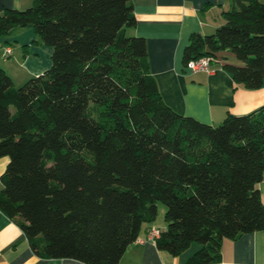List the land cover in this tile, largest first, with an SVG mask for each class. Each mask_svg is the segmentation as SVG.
I'll return each mask as SVG.
<instances>
[{"label": "trees", "instance_id": "obj_1", "mask_svg": "<svg viewBox=\"0 0 264 264\" xmlns=\"http://www.w3.org/2000/svg\"><path fill=\"white\" fill-rule=\"evenodd\" d=\"M212 33H192L182 64L229 50L244 88L264 81V0H230ZM131 0L0 6V36L31 26L51 64L16 86L0 67V211L42 258L118 264L165 205L155 243L183 264H216L223 238L264 230V105L212 125L162 99L146 41L127 35ZM224 58V57H222Z\"/></svg>", "mask_w": 264, "mask_h": 264}, {"label": "crops", "instance_id": "obj_2", "mask_svg": "<svg viewBox=\"0 0 264 264\" xmlns=\"http://www.w3.org/2000/svg\"><path fill=\"white\" fill-rule=\"evenodd\" d=\"M33 0H0L1 7L25 9ZM135 24L127 35L146 41L148 65L164 102L176 112L208 124L228 115L248 114L264 105V81L248 89L234 82L215 57L211 69L193 72L182 64V52L192 33L209 34L223 23L222 12L230 0H131ZM16 42V46L12 44ZM8 46L11 53L3 57ZM2 49V50H1ZM52 48L42 43L31 26L11 27L0 36V67L14 80L42 73L51 64ZM11 56V60L8 57ZM8 161L0 157V174ZM264 204V175L256 184ZM2 184L0 183V189ZM164 207L157 205L154 221L143 222L134 241L127 245L118 264H183L200 244L191 243L177 255L159 249L146 239L151 227L165 228ZM0 264H87L72 258H42L34 254L21 228L0 211ZM216 264H264V230L223 238Z\"/></svg>", "mask_w": 264, "mask_h": 264}, {"label": "built area", "instance_id": "obj_3", "mask_svg": "<svg viewBox=\"0 0 264 264\" xmlns=\"http://www.w3.org/2000/svg\"><path fill=\"white\" fill-rule=\"evenodd\" d=\"M11 53V48L6 46L3 51V57H7ZM215 57L209 54L201 55L197 58L189 59L186 62L185 67L193 72L206 71L211 69L212 63L215 61ZM159 235V230L155 227H151L147 233L146 239L155 241Z\"/></svg>", "mask_w": 264, "mask_h": 264}, {"label": "rangeland", "instance_id": "obj_4", "mask_svg": "<svg viewBox=\"0 0 264 264\" xmlns=\"http://www.w3.org/2000/svg\"><path fill=\"white\" fill-rule=\"evenodd\" d=\"M12 44L13 45H15L16 46V42H14V41H12ZM2 50V49H1ZM4 51V50H3ZM217 55H218V57H216V58H220L222 61H226V62H230V63H233V64H240V62L236 59V57L234 56V54L233 53H231L229 50H221V51H219L218 53H217ZM3 56V55H2ZM222 57H224V58H222ZM11 58V56L10 57H8V59L9 60H11L10 59ZM12 61V60H11ZM29 77H31V76H29ZM28 77V78H29ZM28 78H26L25 80H22V82H20V80H14V84L16 85V86H19V85H21L24 81H26ZM157 205L158 206H163L164 207V209H165V205L162 203V202H157ZM191 243H198V244H200L198 241H192Z\"/></svg>", "mask_w": 264, "mask_h": 264}]
</instances>
